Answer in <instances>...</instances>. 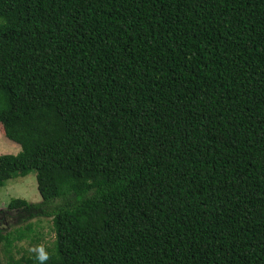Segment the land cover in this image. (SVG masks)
I'll use <instances>...</instances> for the list:
<instances>
[{"label":"trees","instance_id":"16d2710c","mask_svg":"<svg viewBox=\"0 0 264 264\" xmlns=\"http://www.w3.org/2000/svg\"><path fill=\"white\" fill-rule=\"evenodd\" d=\"M0 125L7 264H264V0H0Z\"/></svg>","mask_w":264,"mask_h":264},{"label":"rangeland","instance_id":"374dc122","mask_svg":"<svg viewBox=\"0 0 264 264\" xmlns=\"http://www.w3.org/2000/svg\"><path fill=\"white\" fill-rule=\"evenodd\" d=\"M19 149L15 147L14 144L7 143V140L3 136V128L0 125V155L1 154H14L16 155L18 152L16 150ZM20 151V149H19ZM23 180V179H20ZM13 183V182H12ZM8 183L7 189L0 190V230L4 233L12 232L17 225L18 221L21 217H25L23 210L17 209L14 211L8 210V205L6 201L10 198V196L19 197L23 199H28L30 202H40L41 196L38 191L36 174H31L28 178H25L24 181L16 182L14 184ZM11 185V187H10ZM8 192V194H6ZM6 204V205H5ZM32 223L36 226V231L39 234L37 237L39 238V243H31V240H21L14 242L12 247V256L15 259L20 258L23 254H31L36 251V246L50 247L51 244L55 240V233L53 231L52 219L51 218H38L32 219ZM3 247L0 245V264H7L6 257L3 254Z\"/></svg>","mask_w":264,"mask_h":264},{"label":"crops","instance_id":"0c3cea01","mask_svg":"<svg viewBox=\"0 0 264 264\" xmlns=\"http://www.w3.org/2000/svg\"><path fill=\"white\" fill-rule=\"evenodd\" d=\"M18 151H19V149L16 150V152H18Z\"/></svg>","mask_w":264,"mask_h":264},{"label":"flooded vegetation","instance_id":"af4514ba","mask_svg":"<svg viewBox=\"0 0 264 264\" xmlns=\"http://www.w3.org/2000/svg\"><path fill=\"white\" fill-rule=\"evenodd\" d=\"M9 211H14V210H9Z\"/></svg>","mask_w":264,"mask_h":264},{"label":"clouds","instance_id":"9594fccd","mask_svg":"<svg viewBox=\"0 0 264 264\" xmlns=\"http://www.w3.org/2000/svg\"><path fill=\"white\" fill-rule=\"evenodd\" d=\"M8 143V142H7Z\"/></svg>","mask_w":264,"mask_h":264}]
</instances>
